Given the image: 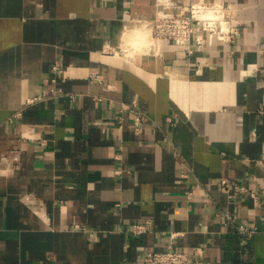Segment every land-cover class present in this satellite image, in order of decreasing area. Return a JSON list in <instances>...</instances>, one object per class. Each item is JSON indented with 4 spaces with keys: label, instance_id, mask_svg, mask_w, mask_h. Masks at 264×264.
<instances>
[{
    "label": "crops",
    "instance_id": "1",
    "mask_svg": "<svg viewBox=\"0 0 264 264\" xmlns=\"http://www.w3.org/2000/svg\"><path fill=\"white\" fill-rule=\"evenodd\" d=\"M186 1L0 0V264H264V0H225L235 41L120 45Z\"/></svg>",
    "mask_w": 264,
    "mask_h": 264
},
{
    "label": "built area",
    "instance_id": "2",
    "mask_svg": "<svg viewBox=\"0 0 264 264\" xmlns=\"http://www.w3.org/2000/svg\"><path fill=\"white\" fill-rule=\"evenodd\" d=\"M237 19L233 15L231 7L225 0H188L185 3L178 4L177 9H170L169 4H164L158 9L153 23L150 26L151 34L156 41V46L160 49L162 43H165L171 49L178 48L179 44L186 46L179 51L190 53L196 49H203L205 46L215 41L231 42L235 41L238 32ZM62 68L59 64H53L52 74L49 80L52 83V89L56 92H63L62 86L58 83L59 74ZM94 78H99L95 76ZM42 94H37L29 98V102L42 99ZM131 106L137 108V114L134 116V125L140 127L143 111L139 110L138 102L134 100ZM17 113L21 114V111ZM118 156H120L118 154ZM262 160H260L261 162ZM223 186H228L226 178L221 179ZM235 189H244L241 184H235ZM230 219L231 216L226 214ZM148 219L143 222L134 223L132 230L135 233L143 232L151 224ZM242 231L249 230L248 227L240 225ZM196 253H203L204 247L197 246ZM142 264H193L190 253L176 248L170 244L162 250H148L143 258Z\"/></svg>",
    "mask_w": 264,
    "mask_h": 264
},
{
    "label": "bare ground",
    "instance_id": "3",
    "mask_svg": "<svg viewBox=\"0 0 264 264\" xmlns=\"http://www.w3.org/2000/svg\"><path fill=\"white\" fill-rule=\"evenodd\" d=\"M122 50L128 56L137 57L135 52L138 50H145V52L155 51L156 41L151 34L149 27L144 25H135L128 27L122 35L121 44Z\"/></svg>",
    "mask_w": 264,
    "mask_h": 264
}]
</instances>
